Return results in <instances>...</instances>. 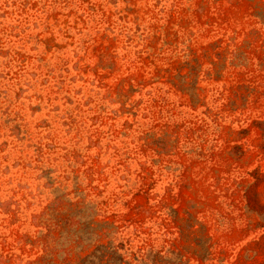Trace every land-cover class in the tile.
Segmentation results:
<instances>
[{
	"label": "rangeland",
	"instance_id": "obj_1",
	"mask_svg": "<svg viewBox=\"0 0 264 264\" xmlns=\"http://www.w3.org/2000/svg\"><path fill=\"white\" fill-rule=\"evenodd\" d=\"M100 246L264 264V0H0V264Z\"/></svg>",
	"mask_w": 264,
	"mask_h": 264
},
{
	"label": "trees",
	"instance_id": "obj_2",
	"mask_svg": "<svg viewBox=\"0 0 264 264\" xmlns=\"http://www.w3.org/2000/svg\"><path fill=\"white\" fill-rule=\"evenodd\" d=\"M107 249L108 247L106 246L98 247L91 255L84 258L80 264H103L106 256L110 254ZM119 264H123V262H120Z\"/></svg>",
	"mask_w": 264,
	"mask_h": 264
}]
</instances>
